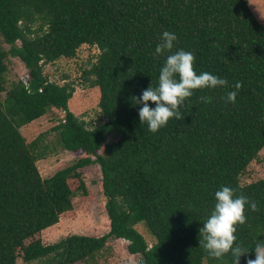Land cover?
<instances>
[{
  "label": "trees",
  "instance_id": "16d2710c",
  "mask_svg": "<svg viewBox=\"0 0 264 264\" xmlns=\"http://www.w3.org/2000/svg\"><path fill=\"white\" fill-rule=\"evenodd\" d=\"M245 0H0V60L16 57L27 71L0 92V264H73L100 250L108 238L123 239L137 264H233L199 247V229L214 210L215 192L229 186L235 196L258 203L237 226L235 245L249 249L240 264L255 259L264 241V177L239 184V175L264 147V26ZM164 31L175 33L172 53L195 55L197 74L209 72L228 87L194 90L158 132L141 125L133 97L158 84L165 53L154 57ZM18 42V43H16ZM82 44L97 54L83 70L98 88L103 121L87 127L67 107L70 82L49 81L43 65L71 58ZM242 83L236 103L223 97ZM201 96L212 97L210 104ZM150 107H155L151 101ZM62 117L50 128L62 150L80 151L71 164L40 177L35 161L47 145L39 133L29 142L19 128L50 109ZM111 134L116 138L108 140ZM96 164L108 230L100 236L67 234L43 244L31 238L71 209L66 179L86 192L80 168ZM141 223L147 244L134 228Z\"/></svg>",
  "mask_w": 264,
  "mask_h": 264
},
{
  "label": "rangeland",
  "instance_id": "374dc122",
  "mask_svg": "<svg viewBox=\"0 0 264 264\" xmlns=\"http://www.w3.org/2000/svg\"><path fill=\"white\" fill-rule=\"evenodd\" d=\"M252 15L264 26V0H245ZM18 43V42H16ZM0 49L6 50L7 45L0 40ZM97 49L86 44L80 45L71 58L60 57L53 62L43 65V73L49 81L58 84L70 82L73 92L67 101L68 109L79 119H82L87 127H93L103 121V116L97 106L98 88L88 86V80L82 77V72L94 61ZM26 69L16 57L6 56L0 60V78L2 86L7 89L12 82L24 78ZM4 96V90L0 92V99ZM62 117V111L50 109L42 116L19 128L26 142H29L39 133L42 136L39 141L47 145L44 157L35 161L36 169L40 177H48L54 171L63 168L76 160L80 151L69 152L62 150L56 143L55 134L50 128ZM116 138L111 134L108 140ZM81 179L86 192L83 194L77 186L75 178L68 177L66 182L72 191L71 209L59 215L58 221L42 229L31 238L25 239L26 244L31 239H39L43 244L58 241L67 234H81L100 236L108 230V219L104 212V197L100 187V173L96 164H91L79 169ZM264 177V147H262L245 166L239 175V184L243 185ZM134 228L143 236L147 244L152 238L146 232L141 223ZM126 241L123 239L108 238L104 246L84 261L73 264H137L138 255L129 254L125 249ZM15 264H39V260L24 262L17 251ZM206 264V263H204Z\"/></svg>",
  "mask_w": 264,
  "mask_h": 264
},
{
  "label": "clouds",
  "instance_id": "9594fccd",
  "mask_svg": "<svg viewBox=\"0 0 264 264\" xmlns=\"http://www.w3.org/2000/svg\"><path fill=\"white\" fill-rule=\"evenodd\" d=\"M178 37L175 33L164 31L160 42L155 48L154 57L171 53L166 56L165 63L160 69L158 84L142 91L139 97H133L136 105H142L138 110L141 125L147 124L148 131L158 132L166 126L170 118L183 119L180 107L185 100L192 96L194 90L215 89L228 87V81L209 72L197 74L194 70L195 55L183 49L172 53L174 41ZM234 91L227 92L223 97L225 103H236V97L242 87L241 82L235 83ZM200 101L205 104L212 102V97L201 96ZM155 104L150 107L149 102ZM214 210L199 229V247L205 250L209 257L223 259L231 252L233 264H240V257L248 253L240 245H235L238 225L247 221L246 206L252 212L260 210L256 201L244 195L235 196V191L229 186H222L215 192ZM255 259H247V264H264V241H257L254 247Z\"/></svg>",
  "mask_w": 264,
  "mask_h": 264
},
{
  "label": "built area",
  "instance_id": "2783aa9c",
  "mask_svg": "<svg viewBox=\"0 0 264 264\" xmlns=\"http://www.w3.org/2000/svg\"><path fill=\"white\" fill-rule=\"evenodd\" d=\"M27 72H25V74H24V78H21V80L20 81H22V83H26V80H27Z\"/></svg>",
  "mask_w": 264,
  "mask_h": 264
},
{
  "label": "crops",
  "instance_id": "0c3cea01",
  "mask_svg": "<svg viewBox=\"0 0 264 264\" xmlns=\"http://www.w3.org/2000/svg\"><path fill=\"white\" fill-rule=\"evenodd\" d=\"M66 151H68V150H66ZM69 152H71V151H69Z\"/></svg>",
  "mask_w": 264,
  "mask_h": 264
}]
</instances>
